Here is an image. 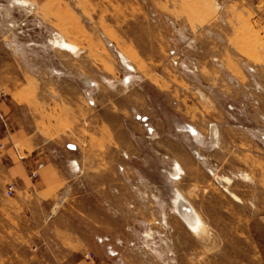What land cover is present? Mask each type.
<instances>
[{"label":"rangeland","instance_id":"rangeland-1","mask_svg":"<svg viewBox=\"0 0 264 264\" xmlns=\"http://www.w3.org/2000/svg\"><path fill=\"white\" fill-rule=\"evenodd\" d=\"M3 100L1 131L17 101L18 119L78 145L77 179L114 203L97 240L109 254L79 252L71 183L40 230L0 187V221L14 212L15 228L0 264H264V0H0Z\"/></svg>","mask_w":264,"mask_h":264},{"label":"crops","instance_id":"crops-1","mask_svg":"<svg viewBox=\"0 0 264 264\" xmlns=\"http://www.w3.org/2000/svg\"><path fill=\"white\" fill-rule=\"evenodd\" d=\"M8 103L11 104V108L15 109L12 111L13 122L9 123V131L0 130V144L4 146V149L0 151V187H14V196L11 202L19 205L22 211L33 210L36 217L34 216L31 223L36 224L34 229L40 230L45 227L47 220L45 217L46 205L54 204L65 184L71 183L72 189L78 190L80 194L72 197L77 223L75 226L69 224V227L86 230L85 233L71 232L72 237H75L76 241L84 246V248L80 246L76 250L82 252L94 249L108 255L109 251L107 252V250L109 249L105 247V243H99L97 240L102 241L103 238L100 236L107 235L104 230L110 228L109 204L114 201H111L109 192H93L89 189L90 185L88 186L87 183L84 184L77 179L80 154L75 142L64 137L37 132L36 129L28 125L30 123L29 115H23L21 119L17 118L19 113L16 109L19 107V103L14 100L8 101ZM6 104L5 100L1 101L0 109L5 108ZM15 118L21 124L13 125L16 121ZM67 145H74L75 150H68ZM38 163H42L43 167L38 171V177L32 179L30 175ZM45 193H49L51 196H45ZM119 201L117 209L114 208L118 216L114 215L112 219H117L118 229H124L125 219L123 215L119 214L120 211H124L125 206ZM5 215L7 216L4 220L5 223L0 221V236L14 234V212H5ZM23 215L25 216L26 213ZM26 225H30V223ZM19 230H22V226L19 227ZM20 234L24 235L23 232ZM83 257L86 258L85 255Z\"/></svg>","mask_w":264,"mask_h":264},{"label":"bare ground","instance_id":"bare-ground-1","mask_svg":"<svg viewBox=\"0 0 264 264\" xmlns=\"http://www.w3.org/2000/svg\"><path fill=\"white\" fill-rule=\"evenodd\" d=\"M53 43H54V45H56L58 47H61V48L65 49V50H68V51H71V52H75L76 51V47H74L72 45H68L66 42H64L62 40L61 41L60 40H55ZM121 59H122L123 63L127 64V60L122 55H121ZM129 68L132 69L131 66ZM85 83L89 87L91 85H93V82H91L89 80H86ZM126 83H127V81H126ZM187 128L189 129V132L192 134V136L195 137V136L198 135L197 132L192 127H187ZM212 132H213L212 133L213 137L217 138L218 127L217 126H215V127L213 126V131ZM175 171L177 173H181V171H182L178 164H176ZM176 172H175V174L171 175L173 179H176V177L178 175H180V174H177ZM225 181L226 182H230V180H228V179H225ZM174 196L175 197L172 200V204L174 206L175 212L183 220V222L187 225V227H189V229L191 231H193L195 234H199L200 231H201V227L203 226L200 216L198 215L196 210L192 207V205L183 197V195L178 190L175 191Z\"/></svg>","mask_w":264,"mask_h":264},{"label":"built area","instance_id":"built-area-1","mask_svg":"<svg viewBox=\"0 0 264 264\" xmlns=\"http://www.w3.org/2000/svg\"><path fill=\"white\" fill-rule=\"evenodd\" d=\"M145 120V119H144ZM145 122V121H143ZM4 149V146L2 144H0V151ZM67 149L70 150V151H73L75 150V146L74 145H67ZM43 167V164L42 163H38L37 164V167L34 171H32L30 177L32 179H36L38 177V171ZM13 193V188L11 186H9L7 188V195H11Z\"/></svg>","mask_w":264,"mask_h":264}]
</instances>
